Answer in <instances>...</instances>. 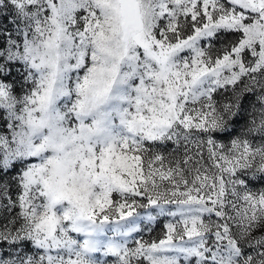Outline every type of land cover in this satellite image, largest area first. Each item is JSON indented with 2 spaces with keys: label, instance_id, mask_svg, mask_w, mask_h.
<instances>
[{
  "label": "snow or ice",
  "instance_id": "1",
  "mask_svg": "<svg viewBox=\"0 0 264 264\" xmlns=\"http://www.w3.org/2000/svg\"><path fill=\"white\" fill-rule=\"evenodd\" d=\"M0 264H264V0H0Z\"/></svg>",
  "mask_w": 264,
  "mask_h": 264
},
{
  "label": "rangeland",
  "instance_id": "2",
  "mask_svg": "<svg viewBox=\"0 0 264 264\" xmlns=\"http://www.w3.org/2000/svg\"><path fill=\"white\" fill-rule=\"evenodd\" d=\"M161 231V226L160 225H157L155 226V232H153L151 235L152 237L154 238L156 235H158ZM149 238V234L145 233V239H148Z\"/></svg>",
  "mask_w": 264,
  "mask_h": 264
}]
</instances>
